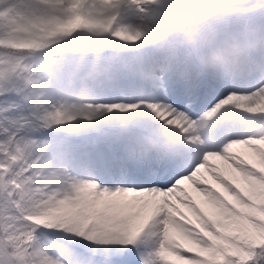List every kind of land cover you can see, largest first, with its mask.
Masks as SVG:
<instances>
[{
	"label": "snow or ice",
	"instance_id": "1",
	"mask_svg": "<svg viewBox=\"0 0 264 264\" xmlns=\"http://www.w3.org/2000/svg\"><path fill=\"white\" fill-rule=\"evenodd\" d=\"M177 20L264 37V0H0V264H264V73Z\"/></svg>",
	"mask_w": 264,
	"mask_h": 264
},
{
	"label": "clouds",
	"instance_id": "2",
	"mask_svg": "<svg viewBox=\"0 0 264 264\" xmlns=\"http://www.w3.org/2000/svg\"><path fill=\"white\" fill-rule=\"evenodd\" d=\"M168 24L171 34L156 45L159 51L178 54V50L185 49L188 59L195 58L203 71L216 74L246 76L264 73V37L250 33L247 38H231L216 47V32L210 26H188L178 20L169 21ZM87 86L85 82L83 87ZM71 91L70 87L69 97ZM181 146L179 140L159 141L149 138L147 147L137 157L150 155L155 150L173 154Z\"/></svg>",
	"mask_w": 264,
	"mask_h": 264
}]
</instances>
